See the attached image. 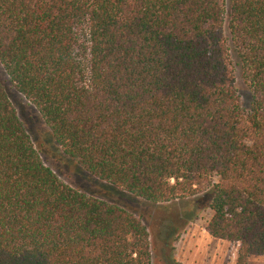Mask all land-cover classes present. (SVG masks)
<instances>
[{"label": "trees", "instance_id": "1", "mask_svg": "<svg viewBox=\"0 0 264 264\" xmlns=\"http://www.w3.org/2000/svg\"><path fill=\"white\" fill-rule=\"evenodd\" d=\"M0 63L86 173L152 204L211 189L208 235L264 256V0H0ZM151 255L138 217L43 163L0 83V264Z\"/></svg>", "mask_w": 264, "mask_h": 264}, {"label": "rangeland", "instance_id": "2", "mask_svg": "<svg viewBox=\"0 0 264 264\" xmlns=\"http://www.w3.org/2000/svg\"><path fill=\"white\" fill-rule=\"evenodd\" d=\"M232 59L234 85L242 106L248 108L250 90L242 79L235 57ZM0 83L43 163L61 181L87 195L127 209L144 223L150 237L152 264L235 263L238 244L213 239L205 229L211 215V189L192 198L152 204L89 175L59 149L38 111L15 90L1 63ZM248 264H264V256L251 257Z\"/></svg>", "mask_w": 264, "mask_h": 264}]
</instances>
